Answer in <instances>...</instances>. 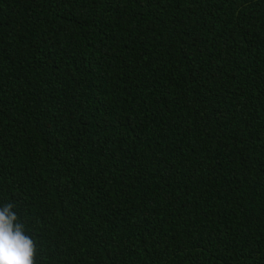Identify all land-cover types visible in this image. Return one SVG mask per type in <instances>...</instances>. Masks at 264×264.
<instances>
[{"label":"trees","instance_id":"obj_1","mask_svg":"<svg viewBox=\"0 0 264 264\" xmlns=\"http://www.w3.org/2000/svg\"><path fill=\"white\" fill-rule=\"evenodd\" d=\"M36 264H264V0H0V205Z\"/></svg>","mask_w":264,"mask_h":264},{"label":"clouds","instance_id":"obj_2","mask_svg":"<svg viewBox=\"0 0 264 264\" xmlns=\"http://www.w3.org/2000/svg\"><path fill=\"white\" fill-rule=\"evenodd\" d=\"M37 248L13 205H0V264H36Z\"/></svg>","mask_w":264,"mask_h":264}]
</instances>
